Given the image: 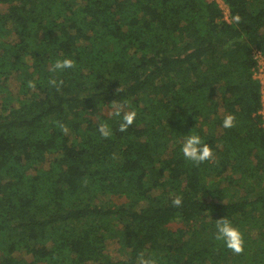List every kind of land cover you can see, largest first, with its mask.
<instances>
[{"label":"trees","instance_id":"1","mask_svg":"<svg viewBox=\"0 0 264 264\" xmlns=\"http://www.w3.org/2000/svg\"><path fill=\"white\" fill-rule=\"evenodd\" d=\"M225 1L239 23L216 0H0V264H264V0ZM112 101L138 114L126 132ZM191 134L213 162L184 158ZM226 217L241 255L215 239Z\"/></svg>","mask_w":264,"mask_h":264},{"label":"clouds","instance_id":"2","mask_svg":"<svg viewBox=\"0 0 264 264\" xmlns=\"http://www.w3.org/2000/svg\"><path fill=\"white\" fill-rule=\"evenodd\" d=\"M241 17L235 15L232 17V21L239 23ZM75 61L72 58H62L56 60L54 64L51 65L49 71L52 73L62 72L65 69L75 68ZM64 84L63 80H57L55 76L49 78L48 85L60 91ZM27 87L30 89H36V82L29 80L27 82ZM118 91V89H117ZM108 115L112 118H119V131L126 132L128 128L134 123L137 117V112L133 110H127V105L124 103H119L112 101L110 103V111ZM236 125V117L234 114H227L223 119L224 128H232ZM57 126L67 134L69 129L66 125L57 122ZM98 131L103 138H109L112 135V129L107 123H101L98 127ZM181 151L184 158L192 162L195 165H200L204 162H213L215 160V154L212 147L205 143L201 136L198 134L187 135L184 138ZM87 178H85L84 183L87 184ZM183 204V198L181 196H176L172 200V205L174 207H181ZM215 239L217 241H223L225 246L231 250L235 255H241L245 251V238L241 230L234 226L232 222L226 217L216 220V235ZM136 264H159V260L153 253L141 252L136 260Z\"/></svg>","mask_w":264,"mask_h":264},{"label":"built area","instance_id":"3","mask_svg":"<svg viewBox=\"0 0 264 264\" xmlns=\"http://www.w3.org/2000/svg\"><path fill=\"white\" fill-rule=\"evenodd\" d=\"M224 13L225 20L232 22L231 9L228 3L225 0H216ZM253 59L254 66L252 68L253 78L259 82L260 91H261V108L259 113L262 116L263 126H264V49L259 45H253Z\"/></svg>","mask_w":264,"mask_h":264},{"label":"rangeland","instance_id":"4","mask_svg":"<svg viewBox=\"0 0 264 264\" xmlns=\"http://www.w3.org/2000/svg\"><path fill=\"white\" fill-rule=\"evenodd\" d=\"M14 37L16 38V36H14ZM9 85H10V88L13 91L14 95H18L19 90H20V78L18 76L11 77V79L9 80ZM151 173H152V171H151ZM173 226L175 228H177L181 225L175 223V224H173ZM259 232H260L259 230H252L250 232V234L255 237L259 234ZM110 249L116 257L121 256V253L124 251L119 246H117L115 243H111ZM253 250L255 251V253H257L259 255L260 252H262V247L253 246ZM259 256H262V255H259Z\"/></svg>","mask_w":264,"mask_h":264}]
</instances>
